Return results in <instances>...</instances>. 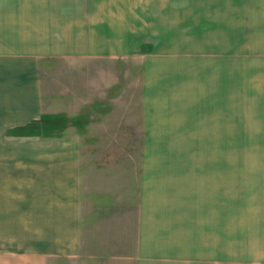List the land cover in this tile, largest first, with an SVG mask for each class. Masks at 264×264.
<instances>
[{"label":"crops","instance_id":"1","mask_svg":"<svg viewBox=\"0 0 264 264\" xmlns=\"http://www.w3.org/2000/svg\"><path fill=\"white\" fill-rule=\"evenodd\" d=\"M261 5L262 0H152L151 33L176 49L156 47L147 54L146 140L221 138L223 89L234 87V77L235 87L239 81V70L231 68L225 82L224 32L229 44H239L238 30L255 27L242 23L240 14ZM138 11L139 3L128 0H0V264H48L53 258L81 259L85 252L99 264H264V171L250 172L248 183L257 195L241 202L246 211H237L239 200L224 195L221 165L185 163L184 150L174 149L163 164L136 166L134 205L128 206L106 188L81 191L95 176L98 183L107 178L108 187L120 193L123 170L82 165L80 127L32 135V122L56 112L40 69L55 61L93 65L87 70L88 98L94 96L96 63L103 64L105 78L127 77V70L112 66L133 57L129 45L139 37V18L134 26L127 15ZM209 29L215 41H208ZM72 85L74 105L68 108L90 107L81 100L79 81ZM129 212L134 215L128 234L114 230L116 225L101 233L96 225L118 224Z\"/></svg>","mask_w":264,"mask_h":264},{"label":"rangeland","instance_id":"2","mask_svg":"<svg viewBox=\"0 0 264 264\" xmlns=\"http://www.w3.org/2000/svg\"><path fill=\"white\" fill-rule=\"evenodd\" d=\"M51 1L56 2V0ZM62 1L57 0V3ZM128 2L133 5L139 3V11L129 12L127 15L128 23L134 26L136 24L134 19L139 18V37H136L129 45L133 57H128L125 63L112 66L113 69L127 70V77L120 78L117 73L116 78L109 79V74L105 78L103 71L99 70L103 69V66H99L103 64L96 63L95 69L99 72L93 77L96 81L95 91L92 92L94 96L88 98L87 70L94 68L93 65L77 66L57 61L49 63L47 69H40V78L49 84L45 86L42 83L44 88L48 89L49 100L52 101L53 111L56 112L51 116L42 115L35 121L44 123L43 130L37 136H55L73 126L80 127L82 129L80 135L85 138L80 141V148L84 149L82 165L119 166L120 170H123V173H120L122 177L120 193L115 192L113 184L111 188L108 187L107 178L104 184V180L99 183L95 181V176L81 186V191L84 193L98 192L97 189L105 191L106 188L107 194L108 191H113V198L125 199L126 201L122 200V204L132 206L134 205L136 166L163 164L169 160V156L173 155L172 152L175 149L177 154L180 150H184L185 163L221 165L224 174L225 197L238 199L240 206L237 205V211H246L247 205L241 202L257 195L253 189L254 184L248 183L250 182L248 176L252 175L251 171H258L257 175L262 176L264 171V12L259 10L264 5L253 6L250 12L240 14L242 23L245 25L253 23L255 27L249 29L241 27L238 30L240 37L234 40H239V44H229L224 32L223 43L220 47L224 52L225 82L227 80L226 71L231 68L239 70V81L238 86L235 87L234 77V87L227 88L225 85L223 89L224 109L221 138L218 140L157 141L146 140L147 135L143 130L144 78L142 71L148 65L147 54L152 53L153 49L160 47L159 50L164 52L172 51L167 47L176 49V45H169V41L157 38V34L152 35V22L155 21L151 12L152 0H128ZM262 3L264 4V0ZM251 16L250 19L254 20L252 22L249 21ZM163 23V26L168 24L164 21ZM137 30L131 29L133 32ZM208 32V41H215V30L209 29ZM180 33L183 34L181 31ZM217 40L219 43L216 47H219L221 40L219 38ZM137 46H139V94L136 90L134 61ZM232 49L234 53H231ZM78 71L82 75L79 78L73 75ZM74 80L79 81L81 86L79 87L80 94L84 95L81 98L82 102L88 106L90 101V107L79 110L69 109L74 105L72 101ZM120 81L124 84L122 87H119ZM56 107L58 109H55ZM78 113L79 116H77ZM73 114L76 115L73 116ZM42 117H46L47 120H41ZM33 134L36 135V133ZM138 134L139 139L136 138ZM125 176L126 180L123 183ZM245 189H249V192ZM255 190L258 192L259 189L255 188ZM259 195L264 196V188L260 190ZM228 204L231 205V202L229 201ZM133 215L132 212L125 214L121 217L124 218L117 222L118 224H115V221H102L96 225L101 233H107L113 225H116L114 230L121 227L120 233L128 234L132 228ZM87 257L88 252H85V255L80 257L81 259L53 258L48 264L101 263L89 261Z\"/></svg>","mask_w":264,"mask_h":264},{"label":"trees","instance_id":"3","mask_svg":"<svg viewBox=\"0 0 264 264\" xmlns=\"http://www.w3.org/2000/svg\"><path fill=\"white\" fill-rule=\"evenodd\" d=\"M41 120L46 121L47 118L42 117ZM43 127L44 123H42V121L32 122V124L29 126L32 131V135H34L33 133H36V135H38L43 130Z\"/></svg>","mask_w":264,"mask_h":264}]
</instances>
